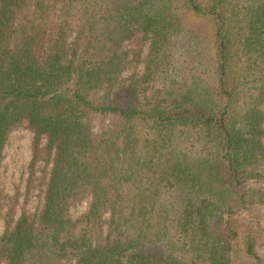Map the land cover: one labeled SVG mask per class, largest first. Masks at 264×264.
I'll return each mask as SVG.
<instances>
[{"label":"trees","instance_id":"1","mask_svg":"<svg viewBox=\"0 0 264 264\" xmlns=\"http://www.w3.org/2000/svg\"><path fill=\"white\" fill-rule=\"evenodd\" d=\"M22 127L0 264H264V0H0V168Z\"/></svg>","mask_w":264,"mask_h":264},{"label":"rangeland","instance_id":"2","mask_svg":"<svg viewBox=\"0 0 264 264\" xmlns=\"http://www.w3.org/2000/svg\"><path fill=\"white\" fill-rule=\"evenodd\" d=\"M131 47L132 44L130 45ZM147 50V49H146ZM145 50V51H146ZM100 127V125H98ZM98 130V128H97ZM32 141L33 135L25 128H19L11 133L3 153V160L0 168V214L6 207L5 197H18L19 204L17 207L18 215L23 207L28 211L33 212L40 207L42 197L36 192L31 194L29 199L26 196V185L29 177V165L32 160ZM38 168L42 170L43 165L39 164ZM252 188L264 189V178L261 181L251 183ZM86 210V203L75 206L71 211L74 218L83 214ZM256 217V221H260L264 227V202L257 205L253 209L252 216L243 213L239 218L251 219ZM4 224L0 220V234L3 232ZM258 254L264 260V237L258 244Z\"/></svg>","mask_w":264,"mask_h":264}]
</instances>
